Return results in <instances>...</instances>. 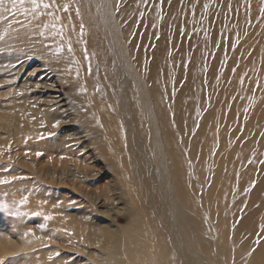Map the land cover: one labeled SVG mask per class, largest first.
<instances>
[{
	"label": "bare ground",
	"instance_id": "1",
	"mask_svg": "<svg viewBox=\"0 0 264 264\" xmlns=\"http://www.w3.org/2000/svg\"><path fill=\"white\" fill-rule=\"evenodd\" d=\"M261 3L262 0L254 4ZM56 5L57 8L46 9L48 12L43 7L33 12L30 0H26L24 9L14 15L10 14L8 4L0 6V22L6 36L2 42L4 47L10 48L16 43L28 47L36 41L39 49L36 50L39 55L34 60L36 63L22 61L26 54L13 57L12 62L18 60L20 64L15 66L19 67L18 73H10V82L21 79L23 86L30 84L33 94L44 98L41 111L45 112L44 115L63 118L65 127L77 126V138L83 143L79 147L82 155L92 148L91 143L89 145L95 135L92 129L97 132L101 126L110 136L116 137V147L122 152L124 127L128 148L135 154L137 166L129 164V168L134 171L142 168L147 175L148 206L142 214L135 211L123 214L126 200L122 189L117 186L118 177L110 170L109 179L113 181L104 179L110 184L99 185L96 183L100 182L99 179L92 186L80 187L96 205L94 210L78 205L76 208L80 209V214L68 211L63 204L56 202L28 200V205L20 201L7 202L1 197L16 195L18 190L17 186L5 184L0 186V210L12 214L6 216L2 213L0 219L14 224L19 241L12 239V232L0 228V264L3 260L6 264H196V259L201 264V261L209 264H264V172L259 175L264 171V159L259 161L264 151V105L260 117L259 113L253 114L250 121L256 122V129L250 132L241 131L244 123L238 113V104H227L220 116V124L225 123L217 130L216 142L206 141L204 148L194 145L189 154L192 157L187 160L178 146V134L172 132V81L168 83L166 74L171 59L168 58V40L164 32L150 52L151 86L142 81L137 71L145 65L139 35L141 23L136 22L143 16L141 4L117 6L115 11H111L115 4H101V0H81L77 7L67 4V11L63 9L65 4ZM50 12L53 15H48ZM114 12L119 17H114ZM127 13L133 16L127 31L135 34L134 50L124 40L125 32L117 24L122 14ZM13 16L22 20L11 21ZM28 21L31 23L26 28ZM34 32L36 34L31 36ZM131 53L135 59L130 57ZM51 59L53 63L49 61ZM68 60L75 61L77 77L74 80L81 82L83 88L97 99L96 112L88 113L91 108L87 109L79 122L67 116L76 111V97L74 99L61 89V72L68 68ZM259 65L260 69L264 68V63ZM259 76L262 79L264 73ZM192 94V85H188L184 90L188 98L181 96L178 105L179 114L186 119ZM147 95L149 101L153 100V106L155 101L160 103L158 108L154 107L155 115L150 120L153 130L161 131L160 141L173 160L178 189L174 194L176 213L182 217L181 226L186 224L183 230L175 225L167 196H162L154 185L156 171L145 144L149 143L144 138V131L150 129V123L137 114L138 106L141 107L140 98L147 101ZM183 132L185 134L184 129ZM214 145L218 148L216 155H212ZM247 160L249 162L245 163ZM84 164L85 161L78 165ZM192 168L208 187L200 199L197 198V184L190 180L193 179L189 173ZM249 200L253 203L251 208L246 205ZM35 202H39L37 207ZM37 210L44 218L51 217L53 222H45L43 228L36 227L30 213ZM21 212L29 215L26 217ZM120 218H124L125 223L119 222ZM50 228L60 237L63 230H69L74 243L70 244L62 234L58 246L48 245ZM186 237L195 239L201 247L202 255L195 260L186 249ZM59 249L63 252H58Z\"/></svg>",
	"mask_w": 264,
	"mask_h": 264
},
{
	"label": "rangeland",
	"instance_id": "2",
	"mask_svg": "<svg viewBox=\"0 0 264 264\" xmlns=\"http://www.w3.org/2000/svg\"><path fill=\"white\" fill-rule=\"evenodd\" d=\"M255 2L259 3L260 0H101V4H115L111 11H115L114 7L117 6L136 7V4H141L143 16L141 21L136 22L141 23L139 35L141 43L143 42L145 65L139 67L140 70L137 71L142 81L149 86H151V73L148 67L150 52L152 47H156L162 33L166 34L168 58L171 59L166 74L168 83L169 80L172 81V132L174 130L173 133L178 134V146L187 160L192 157L189 154L194 150V145L204 148L206 141L216 142L217 130L225 123L220 124V116L227 104H238V113L244 123L241 131L252 132L256 129V122L250 120L253 119L254 113H259V117L262 115L264 105V76L262 79L259 76V73L261 75L264 73V68L260 69L259 65L264 63V0L261 4H254ZM55 3L75 4L77 7L81 0H55ZM4 4L9 5L12 15L24 9L19 3L13 8L11 0H5ZM60 10L63 9L60 7ZM114 17H119V14L115 13ZM131 17L133 16L127 13L122 14L121 20H116L125 32L124 40L134 50L135 34L127 31ZM10 20L22 19L13 16ZM30 23L31 21L26 23V28ZM4 33L0 22V181H6L0 183V186L5 184L17 186L18 194L1 199L5 198L7 202H22L26 198V202H23L26 205L29 204L28 200L56 202L63 204L66 210L80 214V209L76 208L78 205L91 210L96 208L80 187L92 186L99 179L100 182H96L99 185L107 183L106 180L111 177L112 171L118 177L117 186L122 189L126 200L123 214L127 215L132 211L144 213L148 206L147 175L142 168L135 171L129 168V164L136 168L137 166L135 154L128 148L125 128L123 127L122 152L116 147V137L110 136L101 126L100 131L99 128L97 132L92 129L95 133L91 135L89 142L92 148L86 155H82L79 147L83 143L77 138L79 135L77 126L65 127L63 118L44 115L45 112H41L44 98L39 94L34 95L30 84L23 86L21 79L14 83L10 82V73L11 75L12 72L18 73L19 67L15 66L20 64L18 60L12 62L13 57L26 54L21 58L22 61L35 62L36 56H39L36 54L38 49L36 41L28 44V47L16 43L17 45L12 44L7 48L2 43L6 39ZM35 34L36 32L31 36ZM129 55L135 59V55L132 53ZM49 61L53 63L52 59ZM67 67L61 72L63 76L61 89L74 99L76 97L74 100L76 111L67 116L79 122L85 111L88 112L87 109L91 108L88 113L96 112L94 107L97 99L93 97L92 92L83 88L81 82L74 80L77 77L75 61L68 60ZM188 85H192L193 94L190 95L192 105L186 109L188 116L186 119L179 114L178 105L181 96L188 98L184 95ZM147 98V101L144 97L140 98L141 107L138 106L137 114L141 119L147 118L150 123V129L144 131V138L149 143L145 144L156 171L154 185L162 196H167L166 200L170 203V209L175 217V225L178 224L183 230L186 224L181 226L182 217L176 213L174 194L178 189L175 186L172 169L173 160L167 155L160 141L161 131L155 132L150 120L151 116L155 115L154 107L158 108L160 103L155 101L153 106V100L149 101L148 95ZM98 118L101 119L100 114ZM202 123L205 124L200 126ZM217 152L218 148L214 145L212 155H216ZM79 157L83 159H77ZM263 159L264 151L259 161L262 162ZM84 161V165H78ZM248 162L249 160L245 163ZM101 172L102 175L99 176ZM263 172L262 170L259 175ZM189 173L193 178L190 180L197 184L196 193L198 190L197 198L200 199L205 195L203 190L208 187L198 178L195 168ZM39 202H35L34 206L37 207ZM246 205L251 208L253 203L249 200ZM26 212L24 213L27 217L29 214ZM2 213L10 216L11 211L0 210V217L3 216ZM35 213L37 215H34V212L30 214H33L32 224L37 225L36 227L40 228L48 221L53 222V219H45L39 210ZM21 215L24 214L21 212ZM125 221L124 218L119 219L121 223ZM0 228L10 234L12 232V239L19 241L13 223L0 219ZM48 232L51 235L48 245L58 246L62 242V234L70 244L74 243L69 230H63L61 237L51 228ZM185 245L193 260L199 257L201 247L195 239L186 237ZM58 252L62 253L63 249H59ZM3 261L1 264H6V261ZM195 261L196 264H201L198 259Z\"/></svg>",
	"mask_w": 264,
	"mask_h": 264
},
{
	"label": "snow or ice",
	"instance_id": "3",
	"mask_svg": "<svg viewBox=\"0 0 264 264\" xmlns=\"http://www.w3.org/2000/svg\"><path fill=\"white\" fill-rule=\"evenodd\" d=\"M12 2V7L15 8L17 6V3L20 4L21 7H23L24 4V0H11ZM31 2V6H32V11L35 12L37 9H40L41 7H43L44 9H49V8H57L58 6L55 3V0H52L51 3L46 2V0H30ZM5 3V0H0V6H3ZM63 9L65 11H67L68 9V5L65 4L63 5ZM78 11V10H77ZM48 15H53V13H48ZM58 18V17H57ZM6 181H0V183H4ZM23 202H26V198ZM34 215H37L36 213H34ZM51 217H46L45 219H50ZM44 225H41V228H43Z\"/></svg>",
	"mask_w": 264,
	"mask_h": 264
}]
</instances>
